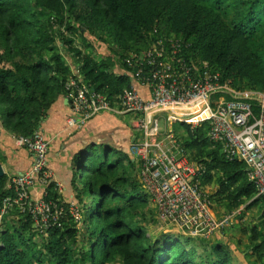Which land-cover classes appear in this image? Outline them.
Listing matches in <instances>:
<instances>
[{
    "label": "trees",
    "instance_id": "1",
    "mask_svg": "<svg viewBox=\"0 0 264 264\" xmlns=\"http://www.w3.org/2000/svg\"><path fill=\"white\" fill-rule=\"evenodd\" d=\"M152 33L182 38L190 44L187 55L207 61L235 88L264 92V0H0L4 126L14 137L31 136L55 100L65 95L72 73L57 42L79 63L83 81L112 99L130 85L116 66L129 53L146 49ZM76 36L85 49L93 48L95 39L110 53L96 60L75 47ZM179 124L185 132L180 146L189 161L202 167L201 189L216 185L210 201L227 213L259 207L261 224L246 230L251 256L262 263L264 197L257 196L246 166L225 158L221 146L209 140L206 121L197 127ZM74 163L79 181L85 179L90 212L78 225L68 212L70 204H63L54 185H48L46 200L65 209L61 226L37 239L30 216L9 209L0 225V264H232L222 244L200 241L204 247L199 253L190 238L147 236L150 199L126 150L89 145ZM6 180L0 177V202L13 196L5 189ZM71 188L75 203L82 204L74 175Z\"/></svg>",
    "mask_w": 264,
    "mask_h": 264
},
{
    "label": "built area",
    "instance_id": "2",
    "mask_svg": "<svg viewBox=\"0 0 264 264\" xmlns=\"http://www.w3.org/2000/svg\"><path fill=\"white\" fill-rule=\"evenodd\" d=\"M150 36L146 49L129 53L116 66L130 85L112 99L79 74L67 79L64 91L71 115L66 128L80 130L100 114H134L131 127L138 136L128 144L127 155L138 165V182L159 223L186 238L208 240L231 227L241 210L215 215L199 184L202 167L188 160L172 131H159L156 115H167V127L175 122L197 127L206 121L209 140L221 146L228 161L244 163L257 196L264 197V92L235 88L207 61L187 55L190 44L180 37ZM13 139L32 153L33 162L10 182L7 189L13 196L0 202V225L15 208L30 216L37 236L45 237L49 228L61 226L59 219L66 214L63 206L46 200L47 186L58 188L47 167L48 142L40 131ZM36 186L42 188L38 197L31 194ZM68 212L80 225L78 205L71 203Z\"/></svg>",
    "mask_w": 264,
    "mask_h": 264
},
{
    "label": "crops",
    "instance_id": "3",
    "mask_svg": "<svg viewBox=\"0 0 264 264\" xmlns=\"http://www.w3.org/2000/svg\"><path fill=\"white\" fill-rule=\"evenodd\" d=\"M115 70L119 72L120 69L115 68ZM70 71L72 76L79 74L78 70L75 71L71 67ZM70 115L67 99L65 95H61L45 113L37 130L42 133L48 142L47 167L51 172L53 182L58 185L56 191L63 204L75 203L71 181L73 171L76 169L74 157L78 152L89 145L109 146L121 151H127L128 144L138 136V133L131 127L133 118L130 121H125L123 118L125 115L100 114L89 120L80 130L75 131L66 128V119ZM2 117L0 113V166L3 172L2 176L7 178L6 189L13 178L27 172L31 168L33 155L25 148L18 147L15 144L13 135L3 124ZM41 191L42 188L36 186L31 189V194L34 197H38ZM218 207L224 208V206L219 205ZM215 215L222 216L217 211ZM242 228L238 229V233L228 231L223 234L221 232L208 240H204V244L208 246L212 244L227 246L233 261L235 259L239 264H243L242 261H246V259L255 263L249 249L251 243L247 233L248 230ZM196 242L198 243V241ZM247 264L251 263L247 262Z\"/></svg>",
    "mask_w": 264,
    "mask_h": 264
},
{
    "label": "rangeland",
    "instance_id": "4",
    "mask_svg": "<svg viewBox=\"0 0 264 264\" xmlns=\"http://www.w3.org/2000/svg\"><path fill=\"white\" fill-rule=\"evenodd\" d=\"M91 41L94 43V44L91 43L93 48L85 49L83 44H82V39L79 36H76L74 44H75V47L77 49L81 50L83 53L90 54L96 60H100V58H103V57H105V55H107L106 53H110V49L108 48L107 45H103L95 39H92ZM55 45H56V47H59V52L63 55L65 62L67 63L69 68L70 67L74 68L75 71L78 70L79 63H76L77 61L74 60L72 55H69L67 53V51L62 48V45L59 42H57ZM109 47L112 49L111 46H109ZM114 50H116V49H114ZM0 113L2 114V108L1 107H0ZM133 117H135L134 114H129V115L123 116L125 121H130V119L132 120ZM156 118L158 120L159 131L164 132L166 129L172 131L177 144L180 145V141L185 136V132H184L182 126L179 123L175 122V123L169 125V127H167L166 126L167 115L165 113H161V114L156 115ZM97 151H98V149H97ZM189 156L190 155L187 153L188 160H190ZM192 163H195V162L192 161ZM134 172L135 171H133V173ZM73 175H74L75 181L79 184L80 189L82 190V196H81L82 197V204L78 205V209L80 211V215H81V219H82V216L84 217L85 214H88L90 212L91 199L87 197L85 179L82 177L81 181H79L80 173L76 169L73 171ZM137 175H138V171L136 173V178H137ZM215 190H216V185H211V186H207V187L203 188V191L206 193V195L208 197L210 195H212ZM211 206H212L214 213L217 211L222 216L228 214L227 210H225V208H223V207L219 208L218 205H215L214 203H212V201H211ZM243 208L244 207H242L240 209L241 211L235 217V220L233 221L232 226L225 229L224 231H222L223 234L227 233L228 231L231 233H236V232L238 233V229H241V227H243L242 229H249L251 226H254V225H258V227H259V223L261 224V220H260L261 216H260L259 207H257V208L254 207L247 212L244 211ZM222 216H218V217H222ZM147 217L149 220L147 236L149 238L154 239L155 237H158L160 234L174 235L177 237L181 236L173 228L168 227V226L166 227V226L160 224L157 217H156V214L154 213L153 208H151V212L148 213ZM262 226L264 227V224ZM0 229H1V227H0ZM247 233H248V236H250L249 230ZM181 237H184V236H181ZM37 239H38V236H37ZM79 239H81L80 236H79ZM192 240L195 241V244L197 245V248H198L197 250L199 253H201L204 245H202L200 240H196V239H192ZM35 241L41 242L40 240H36V239H35ZM196 241H198V243H196ZM202 242L204 243L205 241H202ZM244 242H245V239H244ZM248 259H250V258L248 257ZM242 262H243V264H247V262L251 263V264L256 263V262L255 263L250 262V260L247 261V259H246V261H242ZM262 263H264V261ZM117 264H119V262H117ZM232 264H239V263L237 260L234 259ZM256 264H260V262L256 263Z\"/></svg>",
    "mask_w": 264,
    "mask_h": 264
},
{
    "label": "water",
    "instance_id": "5",
    "mask_svg": "<svg viewBox=\"0 0 264 264\" xmlns=\"http://www.w3.org/2000/svg\"><path fill=\"white\" fill-rule=\"evenodd\" d=\"M246 171L248 172L249 169H246ZM2 175H3V172H2V169H1V166H0V177H2Z\"/></svg>",
    "mask_w": 264,
    "mask_h": 264
}]
</instances>
